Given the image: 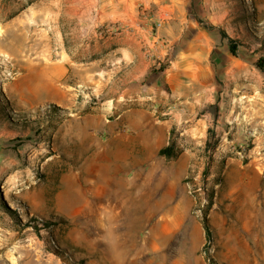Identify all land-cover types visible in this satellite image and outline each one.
Masks as SVG:
<instances>
[{
  "label": "rangeland",
  "instance_id": "374dc122",
  "mask_svg": "<svg viewBox=\"0 0 264 264\" xmlns=\"http://www.w3.org/2000/svg\"><path fill=\"white\" fill-rule=\"evenodd\" d=\"M126 1L100 29L142 34L121 63L63 46V0H7L32 7L0 26V264H264V0ZM114 106L137 123L103 137Z\"/></svg>",
  "mask_w": 264,
  "mask_h": 264
},
{
  "label": "crops",
  "instance_id": "0c3cea01",
  "mask_svg": "<svg viewBox=\"0 0 264 264\" xmlns=\"http://www.w3.org/2000/svg\"><path fill=\"white\" fill-rule=\"evenodd\" d=\"M31 7L32 5L21 6L18 4L12 6L7 4V0H0V26L21 28L24 24L23 21H25V15L29 12ZM110 9H113V11H110ZM130 9L132 10V6L131 4L127 5L126 0H63L61 34L63 46L66 44V29L75 31L77 30L78 37H81V30L88 29L91 33L87 36L89 39V44L91 43L93 46L97 47L102 42L108 43L109 53L117 56V62L122 63L124 60L139 61L142 53L141 47L143 45V38H141L142 34L140 32H138V34L135 36L129 31H124L119 35H110L109 37L104 38L100 31V29L104 26L110 25L111 19L126 22L131 13V11L129 12ZM126 24L127 23L124 25ZM72 35L74 36L76 34ZM63 55L65 56L64 59L66 58L67 60L71 61V55L66 53V49H63ZM125 95L126 92L122 93L121 96L123 97L121 98L126 99ZM69 99L70 97H64L62 100L65 102V100ZM110 99L111 101L115 99L118 101V98L115 97H110ZM54 100L58 101V99ZM70 105L71 104L68 101L67 106L69 107ZM112 107V105L109 106L110 109H112ZM114 107L116 111L113 113L114 118L112 119H105L100 113L94 112L88 114L90 117L86 116L87 121L92 123L94 127H97L102 132L103 137L108 135L109 138L117 137L120 134L116 131L117 126H130L136 125L137 123L136 119H134V117L129 112L130 109L120 108L122 110L118 111V107ZM110 150H112V147ZM114 263L115 262L113 260H109L108 264Z\"/></svg>",
  "mask_w": 264,
  "mask_h": 264
},
{
  "label": "trees",
  "instance_id": "16d2710c",
  "mask_svg": "<svg viewBox=\"0 0 264 264\" xmlns=\"http://www.w3.org/2000/svg\"><path fill=\"white\" fill-rule=\"evenodd\" d=\"M198 20L201 24H203L205 26V28L207 29H210V30H214V29H218V27L216 25H214L213 23L211 22H206L204 20H202L201 18L198 17ZM220 29V32L222 34V36L224 38H227L228 41H229V47H230V50L231 52L234 54V55H238V51L240 49L241 46H243V44L237 40V39H234V38H231L225 30ZM259 66L261 67L262 70H264V60L261 62V64H259ZM215 147V144L212 143L211 139H209L208 143H207V146H206V149L207 151H210L212 148ZM159 154L161 156H164L166 158H174V157H177L179 152L176 151V144L174 142H170L169 144H167L166 146L162 147L160 150H159ZM0 199L1 201L5 204V200H3V197L0 196ZM7 208L9 209L10 212H12V208H10L9 206H7ZM205 228H206V233H207V238L208 240H211L212 239V232H211V229H210V225L208 223V220L206 218V215H205Z\"/></svg>",
  "mask_w": 264,
  "mask_h": 264
}]
</instances>
